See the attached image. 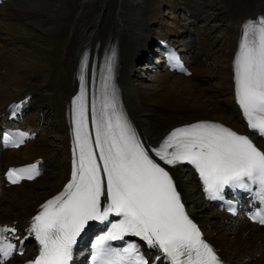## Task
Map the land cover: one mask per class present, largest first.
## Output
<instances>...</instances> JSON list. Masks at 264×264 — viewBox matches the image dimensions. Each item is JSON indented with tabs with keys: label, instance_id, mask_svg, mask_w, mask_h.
<instances>
[{
	"label": "bare ground",
	"instance_id": "obj_1",
	"mask_svg": "<svg viewBox=\"0 0 264 264\" xmlns=\"http://www.w3.org/2000/svg\"><path fill=\"white\" fill-rule=\"evenodd\" d=\"M45 1L47 6L44 7L43 3L40 10L34 7L25 9L26 6L19 9L16 0H8L0 8L4 10L0 14L7 22L23 20L24 28L31 27V31L22 29L25 33L21 34V26L4 23L2 31L4 33L6 30L11 44L21 42L32 48L28 50L23 46L7 51L2 47L0 51V222L16 221L17 228L26 231L27 220L38 214L44 203L59 195L70 181L74 147L72 101L80 86L81 60L86 54L88 68L84 75L88 88L92 63L96 61L99 64L105 51L114 46L118 52L116 94L121 110L150 156L173 178L185 212L198 225L202 239L212 247L217 257L224 260V264H264V226L249 224L243 217L230 221L225 214L210 213L212 206L204 200L195 168L183 163L166 165L151 151L159 147L173 130L199 122L220 124L238 134L247 135L264 151V141L248 128L242 110L235 102L234 81V61L241 24L257 15L264 17V0H73L70 7L63 6L64 3L59 0ZM160 1L164 6L168 1L171 12L186 4L184 12L195 16L199 22L205 21L204 18H225V22L229 23L228 33L220 48L222 57L218 56L219 69L211 70L214 63L209 70L205 69L200 58L215 56L216 52L210 46L208 51L206 48L202 50L205 38L197 42L187 24L180 25V29L175 31L164 29L166 21L156 9ZM36 16L41 19L40 22L51 27L38 26ZM155 39H168L172 47L185 54L182 64L192 73L191 77L224 80L225 93L219 97L214 94L211 95L213 98L204 97L198 95L200 91L195 86L185 85L180 79L170 82L177 72H169L162 65L163 60L157 61L161 64L154 70L158 73L165 69L166 76H155L153 80L156 86H149L146 90L142 88L135 79L137 74H134V69L136 65H142L150 70L147 65ZM0 40H3L1 35ZM51 68L53 73H50ZM138 72L136 70L135 73ZM170 86L181 90L182 95L191 94V108L182 104V97L178 103H174L171 98L164 100L162 95L157 94ZM164 102H170L168 104L173 108H164ZM48 116L55 119L52 123L53 133L60 135L56 148L52 142L45 140L38 145L29 142L24 149L2 152L1 134L5 128L38 132L41 121ZM90 124L89 121L91 130ZM50 147L56 153L50 151ZM60 155L65 158L62 172L47 183L41 193L29 196L27 192V195L21 193L13 196L10 192L21 190V187L4 188V185H8L5 173L10 166L24 165L42 158L43 166L56 169L57 156ZM4 194L12 197L9 203ZM5 203L7 206L4 208ZM207 208L210 215L206 214ZM232 237H238L236 244L230 242ZM156 257L155 253L152 258ZM25 259L29 257H14L8 264H20ZM157 264L168 263L161 258Z\"/></svg>",
	"mask_w": 264,
	"mask_h": 264
},
{
	"label": "snow or ice",
	"instance_id": "obj_2",
	"mask_svg": "<svg viewBox=\"0 0 264 264\" xmlns=\"http://www.w3.org/2000/svg\"><path fill=\"white\" fill-rule=\"evenodd\" d=\"M169 59L178 63L175 54ZM87 68L85 57L80 92L72 101L71 179L32 219L28 235L34 236L39 254L30 264H69L73 246L89 222L108 221L112 215L120 219L109 221L107 234L96 240L93 264H148L135 243L122 251L107 244L125 236L139 237L150 249H158L169 264H219L212 247L185 212L173 178L150 156L120 111L111 83V59L105 64L99 107L95 99L91 103L90 130ZM234 81L236 100L248 128L264 136V18L243 27ZM26 136L16 133L14 138L6 133L3 142L19 147ZM151 151L166 165L186 162L194 166L209 199H223L226 188L251 192L255 185L256 196L264 203V151L247 135L220 124L199 122L173 130ZM38 175L37 164L7 173L13 184ZM230 210L236 213L235 207ZM250 219L264 224V212ZM15 231L0 227V264L17 250L4 235ZM19 254H23L22 248Z\"/></svg>",
	"mask_w": 264,
	"mask_h": 264
},
{
	"label": "rangeland",
	"instance_id": "obj_3",
	"mask_svg": "<svg viewBox=\"0 0 264 264\" xmlns=\"http://www.w3.org/2000/svg\"><path fill=\"white\" fill-rule=\"evenodd\" d=\"M16 1H17L16 6L18 5L17 8H19V9L24 8V6H26L25 9L30 8V7H34V8H38L40 10L43 3H44V7L47 6V3H46L47 1H45V0H16ZM59 1H61L62 4L64 3L63 6H68V7H70L73 3L72 2L73 0H59ZM167 2H165L166 7L164 5H162V1H160L158 3V7H156V9L159 11V13H161V16L164 19V21H166V27L164 29L168 28V30L173 29V31H175V30L180 29V28H178L180 25L187 24L188 29L190 28V30H191V32H192V34H193V36L197 42L200 43V42H202V39L205 38V40H204L205 45L201 46L202 50L206 48V51H208L209 50L208 46H210L211 49H214L212 51L216 52L215 56L217 55L216 56L217 58L215 59V62H213V58L215 57L214 54L210 55V57L203 56L200 58L202 63L203 62L206 63V64L203 63V66H205V69L209 70L211 68V66L213 65V63H214V67L211 70L219 69V68H217L219 66V57L218 56L220 55V58L222 57L221 56L222 51L220 48H221V45H224V43H225L224 40H225V37L227 36V33H228L227 27H228L229 23L225 22V18L223 16L216 17V18L212 17L209 19L204 18L205 21L199 22L196 20L195 16H193L191 14L188 15L184 12V10L186 8L185 7L186 4L181 5L175 11L171 12L168 9L169 3H167ZM64 8L67 9L66 7H64ZM0 11H1L0 12L1 14L4 13V10L0 9ZM1 14H0V35L2 36L3 40L2 41L0 40V51H2V49H3L2 47H5L7 49V51L16 50V48L23 47V46H24V49H28V50L32 49V48H28V46H26L25 44H22L21 42L16 43L15 45L11 44V42L9 41L10 38H9L8 34L5 33L6 30L4 33L2 31L3 30L2 27H4L5 24L9 25V23L12 25H15L16 27H19V28L21 26V28H20L21 34L25 33V31H31V27L24 25L26 27V28H24L23 27V22H24L23 20L21 22L17 21V20H15L13 22H11V21L7 22V20L5 18H2L3 16ZM202 20H203V18H202ZM35 21L37 24H39L38 26H40V24H41L42 28L48 29L51 27V26H46V24H44L43 22H40L41 19L37 18V16L35 17ZM26 23L27 22H25V24ZM191 23L193 25H190ZM22 29H25V31ZM197 34L199 35V37L197 36ZM156 35L158 36L159 34H156ZM161 38H164V36H162ZM41 46L44 47V45H41ZM154 47L155 46H153L151 48H153V50H154ZM17 52H20V50H18ZM154 57H156V56L155 55L152 56V54L151 55L149 54V63L147 66L150 67V70L148 68L144 69L145 67H141L142 65H136V69H134V74H137L135 79L138 80V82L141 84V87L144 88L145 90L149 89L148 88L149 86H151V87L156 86L154 83V80H153L155 76H166V73L163 70L156 73L155 70L152 68L153 65L151 64L150 60L154 59ZM136 70L139 72L135 73ZM50 73H53L52 68L50 69ZM181 77H183V76H179V75L173 76L172 78H170V82H174V81H177L180 79L181 81L184 82L183 84H185V85L195 86L198 89V91H200V92H198V95L199 96L201 95L204 97L205 96L211 97L212 94H214L213 96L219 97V95H222L225 93L224 92L225 90H223V87H224L223 85L225 84V82H224V80H221L220 78L208 79L207 77H200L199 76V77H191L190 79H186V78H181ZM155 93H156V91H155ZM157 94L162 95L163 96L162 98L164 100L171 98L174 101V103H178L179 99L183 98L182 104L185 103L187 108L188 107L191 108L193 97H191V94L182 95L181 90H178V88L170 86L167 89L159 91V93H157ZM172 94L174 95V97ZM192 94L194 95L195 93L192 92ZM213 96L211 98H213ZM208 97H206V98H208ZM206 98H204V100ZM221 99H222V97H221ZM202 100L203 99H201L200 101H202ZM166 103L170 104V102H164V105H165L164 108L171 110V108H173V107L169 106V104L167 105ZM178 115H180V114H178ZM53 121H55V119L48 116V118L45 120V124L43 126L41 133L38 135V137L36 139L37 141L35 144L38 145L40 143H43L45 140H47V141H49V143L52 142L53 145H55V148L59 145V143H60V137L59 136L60 135L58 136L57 134L53 133V127H52ZM51 150L56 153V151H54L55 149H53L52 147H50V151ZM64 160H65V158L62 155L57 156L58 168L57 167H56V169L47 168L45 170V172L39 177V179L35 185L29 184V185L23 186L25 188L21 187L20 188L21 190H15V191L10 190L11 191L10 195L12 194L14 196V194L19 195L22 193V195L28 194L29 196H31V195H34L35 193H41L42 188L47 183H51L53 180H55L58 177V175L62 172V165L64 163ZM8 196L4 194V198L5 199L8 198L7 202L9 203V201L12 200V197H10V196L8 197ZM6 206H7V203H5L4 208ZM208 211H209V209L207 208L206 214H209ZM209 212L215 213V210L211 209ZM199 215H200V213H199ZM223 231H222V233H223ZM231 239L232 240H230V242L232 241L234 244H236L238 242V237H232Z\"/></svg>",
	"mask_w": 264,
	"mask_h": 264
}]
</instances>
